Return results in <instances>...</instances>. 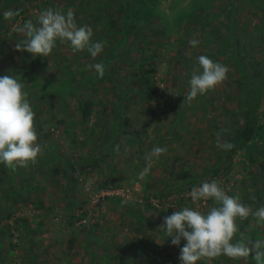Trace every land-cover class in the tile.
I'll list each match as a JSON object with an SVG mask.
<instances>
[{
    "label": "rangeland",
    "instance_id": "obj_1",
    "mask_svg": "<svg viewBox=\"0 0 264 264\" xmlns=\"http://www.w3.org/2000/svg\"><path fill=\"white\" fill-rule=\"evenodd\" d=\"M22 6L24 12L4 18ZM48 7L74 10L78 25L92 27V39L104 43L103 51L93 59L59 41L49 57L16 51L23 37L14 27L36 23ZM1 13L9 25L0 33L1 76L30 63L28 74H18L35 112L38 142L46 148L27 168L12 172L0 164V264H180L186 240L171 244L159 228L169 213L160 209L194 207L188 196L193 186L215 180L246 206V193L260 194L261 203L250 207L264 206V141L257 144L262 154L253 151L256 162L249 159L254 142L221 164L225 151L216 146L218 127L227 141L240 128L243 68L264 72V0H4ZM192 39L199 41L196 47ZM201 55L228 66V78L182 104ZM97 62L105 65L103 78L87 68ZM143 72L158 86L150 99L138 93ZM83 77L88 81L81 85ZM84 98L94 103L82 123L77 101ZM155 146L167 152L140 179L144 157ZM216 165L220 178L206 172ZM192 177L191 186L181 184ZM135 180L148 194L172 195V205L154 208L134 195L87 208V185ZM246 227L257 230L249 239H264V228L251 216ZM215 260L211 264H237L224 256Z\"/></svg>",
    "mask_w": 264,
    "mask_h": 264
},
{
    "label": "clouds",
    "instance_id": "obj_2",
    "mask_svg": "<svg viewBox=\"0 0 264 264\" xmlns=\"http://www.w3.org/2000/svg\"><path fill=\"white\" fill-rule=\"evenodd\" d=\"M18 14V11L10 10L4 14V18L11 20ZM14 31L23 37L16 40L15 50L26 51L33 57H49L57 41L67 43L73 53L87 51L93 59L104 49L102 41L92 39V27L78 25L72 9L64 12L48 7L39 12L36 23L29 19L22 25H16ZM198 43L197 39L189 41L192 47ZM197 65L192 69L189 90L182 104H190L198 96L214 91L228 78L230 68L206 55L198 57ZM87 68L103 78V63L88 64ZM34 118L35 112L24 85L11 75L0 76V164L12 172L36 164L38 158L45 154L46 145L38 142ZM224 131L216 133V146L230 151L234 145L224 139ZM166 152V147L152 148L144 157L145 165L138 174L139 178L144 179L154 162ZM188 196L194 207L178 208L165 216L159 227L167 238H171L172 245L179 246L182 239L186 240L180 248V264H197L198 261L211 264V261L221 256L242 264H249L250 258L255 264H264V239H249L239 231L237 225L238 219L243 221L251 216L256 227L264 228V206L253 210L241 202L239 194L228 195L215 180H205L199 186H193ZM160 210L166 211L167 208ZM238 232L239 239H235Z\"/></svg>",
    "mask_w": 264,
    "mask_h": 264
},
{
    "label": "trees",
    "instance_id": "obj_3",
    "mask_svg": "<svg viewBox=\"0 0 264 264\" xmlns=\"http://www.w3.org/2000/svg\"><path fill=\"white\" fill-rule=\"evenodd\" d=\"M3 3H4V0L0 3V33L2 30L5 31L9 28V25L5 22V19L3 18V15L1 13V7H3ZM24 10H25V7L22 6V8L18 12H24ZM126 12H127V9H126ZM182 42L187 43L188 39L185 38L183 39ZM28 55L30 54L27 53V58H29ZM141 63L143 64L146 62L142 61ZM26 67L28 68L26 69L25 67H21V66L10 67L11 68L10 71L12 72L9 75L13 76L14 78H17L21 82L20 77H19L20 74L18 73L25 71L28 74L31 69L30 63ZM251 69H255V68L252 67ZM243 70H244V73L242 75H243V101H244L243 104H244V107L241 110V115H242L241 125L238 131L229 140V142H231L234 145L233 149L230 151L224 152V155H223L222 160L220 161V164L223 160H225L226 158H230L232 154H235L236 150H238L239 148L250 147L252 142H254L253 143L254 149L251 150V152L249 153V156H250L249 159L252 162H256V157H254L253 151H256L257 153H260V154H262L263 152L262 143L259 142V146H257V144L259 140L264 141V72H262V74H256L254 73V71L250 70V68L248 69L246 67L243 68ZM1 73L2 71L0 70V76H1ZM257 78H260L259 81H256ZM49 79H51V77ZM82 81L83 82L81 83V85L86 84L88 81L87 77L86 78L83 77ZM141 81L144 83V87L143 86L139 87L138 93L144 99L152 98L154 94L156 93V91L158 90V86L156 84L155 78L153 77V75L146 74L145 72H143L141 76ZM73 83H71L70 85L73 86ZM74 84H76V82ZM93 103L94 102L91 98L78 99L77 104H78V109L80 111V117H81L82 123L86 122L89 119L90 115L92 114ZM58 120L60 121L62 119L59 118ZM125 121H127L126 118H125ZM217 130L219 132L223 130V128L218 127ZM223 134H225V131L223 132ZM259 164L264 170V159L261 160ZM54 170L55 172H58L57 167H54ZM220 170H221L220 166L216 165L212 168H209L206 172H209V175L213 176V175L218 174ZM228 171L229 170L225 172H228ZM193 181H195L194 177L190 178V180L187 182L183 181V183L181 184L186 183L188 186H191L193 184ZM149 194H152V193H149ZM245 196H246L245 197L246 202L250 206L254 207L258 205L259 203H261V196L258 193L257 194L254 193L252 195H247L246 193ZM148 197L149 196H146V200H145L147 204L149 203V201L147 200ZM167 211L169 215H171L174 212V209L172 207H168ZM247 224H248V219L243 220V221L239 220V222L237 223L238 228L240 227L245 228L243 232L245 233L246 236L248 235L254 236L255 233L257 232L256 228L246 227ZM235 239H237V236L235 237ZM71 240L72 239H70V241ZM214 261L216 262L217 260H214ZM236 262L237 264H242V262L240 261H236ZM249 263L255 264V262L251 260V258L249 259ZM123 264H126V263L123 262Z\"/></svg>",
    "mask_w": 264,
    "mask_h": 264
},
{
    "label": "built area",
    "instance_id": "obj_4",
    "mask_svg": "<svg viewBox=\"0 0 264 264\" xmlns=\"http://www.w3.org/2000/svg\"><path fill=\"white\" fill-rule=\"evenodd\" d=\"M213 177L220 178V174L218 173L213 175ZM143 189L144 188L141 182L138 180L122 185L109 184L100 188H94L91 184H89L85 187V191L88 195L87 208L89 211H92L93 208L95 209L104 207L105 202L109 198L126 199L134 197V195L141 201L143 199L146 200V196H149L147 200L154 208L172 205V200L174 199L172 195L166 196L163 194H148Z\"/></svg>",
    "mask_w": 264,
    "mask_h": 264
}]
</instances>
